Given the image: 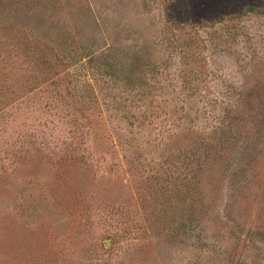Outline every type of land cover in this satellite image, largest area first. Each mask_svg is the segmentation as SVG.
Masks as SVG:
<instances>
[{"label":"rangeland","instance_id":"374dc122","mask_svg":"<svg viewBox=\"0 0 264 264\" xmlns=\"http://www.w3.org/2000/svg\"><path fill=\"white\" fill-rule=\"evenodd\" d=\"M0 264H264V0H0Z\"/></svg>","mask_w":264,"mask_h":264}]
</instances>
